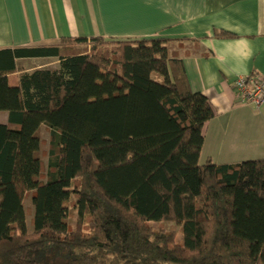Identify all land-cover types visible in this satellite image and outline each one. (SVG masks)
<instances>
[{"label":"trees","instance_id":"trees-1","mask_svg":"<svg viewBox=\"0 0 264 264\" xmlns=\"http://www.w3.org/2000/svg\"><path fill=\"white\" fill-rule=\"evenodd\" d=\"M0 111V264H264V157L199 162L215 110L164 40L0 48Z\"/></svg>","mask_w":264,"mask_h":264},{"label":"crops","instance_id":"crops-1","mask_svg":"<svg viewBox=\"0 0 264 264\" xmlns=\"http://www.w3.org/2000/svg\"><path fill=\"white\" fill-rule=\"evenodd\" d=\"M225 30L234 38H218ZM164 40L192 91L215 115L204 128L199 162L264 157V101L245 102L238 75L264 77V0H0V48L51 47L63 37ZM18 68L56 70L55 56L18 57ZM7 113L0 111V123Z\"/></svg>","mask_w":264,"mask_h":264},{"label":"rangeland","instance_id":"rangeland-1","mask_svg":"<svg viewBox=\"0 0 264 264\" xmlns=\"http://www.w3.org/2000/svg\"><path fill=\"white\" fill-rule=\"evenodd\" d=\"M152 77L158 81H161L162 78L160 75L153 73ZM38 135L41 138V144H40V149L38 151V155L40 159L45 163L47 161V152H48V130L44 124H42L39 129H38ZM43 163V164H44ZM30 194L25 197L23 203L27 215V224H29V219L32 214V206H31V199H30ZM74 200V199H73ZM71 206V204H70ZM74 210L71 207L70 208V217L68 218L69 224L74 227ZM154 227H164V229H174V237L176 241H182L183 236L181 232V226L173 221H168V220H163V221H151L150 223Z\"/></svg>","mask_w":264,"mask_h":264},{"label":"built area","instance_id":"built-area-1","mask_svg":"<svg viewBox=\"0 0 264 264\" xmlns=\"http://www.w3.org/2000/svg\"><path fill=\"white\" fill-rule=\"evenodd\" d=\"M233 85L235 90L245 102L259 105L264 101V77L259 75H238Z\"/></svg>","mask_w":264,"mask_h":264}]
</instances>
